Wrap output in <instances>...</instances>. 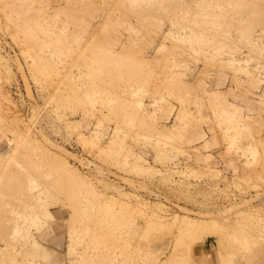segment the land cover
Returning <instances> with one entry per match:
<instances>
[{
    "label": "rangeland",
    "instance_id": "obj_1",
    "mask_svg": "<svg viewBox=\"0 0 264 264\" xmlns=\"http://www.w3.org/2000/svg\"><path fill=\"white\" fill-rule=\"evenodd\" d=\"M0 264H264V0H0Z\"/></svg>",
    "mask_w": 264,
    "mask_h": 264
}]
</instances>
